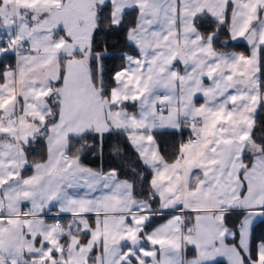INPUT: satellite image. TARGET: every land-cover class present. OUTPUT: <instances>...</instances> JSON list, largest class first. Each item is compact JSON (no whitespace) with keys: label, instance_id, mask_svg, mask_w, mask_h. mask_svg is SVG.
Here are the masks:
<instances>
[{"label":"snow or ice","instance_id":"6c2138e0","mask_svg":"<svg viewBox=\"0 0 264 264\" xmlns=\"http://www.w3.org/2000/svg\"><path fill=\"white\" fill-rule=\"evenodd\" d=\"M0 264H264V0H0Z\"/></svg>","mask_w":264,"mask_h":264}]
</instances>
